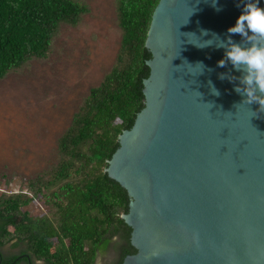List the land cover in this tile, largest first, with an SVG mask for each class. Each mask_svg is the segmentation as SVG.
Returning <instances> with one entry per match:
<instances>
[{"label": "water", "instance_id": "water-1", "mask_svg": "<svg viewBox=\"0 0 264 264\" xmlns=\"http://www.w3.org/2000/svg\"><path fill=\"white\" fill-rule=\"evenodd\" d=\"M237 3L154 7L143 107L104 169L129 198L121 218L136 251L120 264H264V111L241 103L238 81L219 78L240 73L218 67L224 50L212 36L225 39Z\"/></svg>", "mask_w": 264, "mask_h": 264}, {"label": "trees", "instance_id": "trees-1", "mask_svg": "<svg viewBox=\"0 0 264 264\" xmlns=\"http://www.w3.org/2000/svg\"><path fill=\"white\" fill-rule=\"evenodd\" d=\"M157 2L117 0L121 39L111 68L89 88L58 137L56 164L24 179L54 209V220L23 209L32 201L24 192L0 193V264H93L108 245L116 253L110 264H120L136 251L121 218L127 191L104 169L118 135L143 107L151 57L145 39ZM88 11L79 0H0V79L32 58H46L59 26L76 25ZM8 243L22 248L5 254Z\"/></svg>", "mask_w": 264, "mask_h": 264}, {"label": "rangeland", "instance_id": "rangeland-1", "mask_svg": "<svg viewBox=\"0 0 264 264\" xmlns=\"http://www.w3.org/2000/svg\"><path fill=\"white\" fill-rule=\"evenodd\" d=\"M79 1L89 11L76 25L59 26L46 58H32L0 79V193L24 192L32 201L23 209L50 220L54 209L24 179L56 164L58 137L89 88L111 68L121 39L117 0ZM19 247L8 243L2 251L12 254ZM115 254L108 245L93 264H108Z\"/></svg>", "mask_w": 264, "mask_h": 264}, {"label": "clouds", "instance_id": "clouds-1", "mask_svg": "<svg viewBox=\"0 0 264 264\" xmlns=\"http://www.w3.org/2000/svg\"><path fill=\"white\" fill-rule=\"evenodd\" d=\"M210 2L216 11L221 10L217 7V0ZM237 7L240 8V13L235 23L228 27L225 39H221L216 33H212V36L218 41L216 46L224 50L223 58L217 62L218 67L230 64L240 75L236 77L230 73H220L219 78L238 81L234 90L242 97L241 103H256L259 110L264 111V7H261V0H238ZM201 32L208 34L207 30L202 29ZM234 35H239L240 40H234ZM204 46L206 45L198 47ZM197 65L201 66L202 72L204 65ZM209 84L211 85V81ZM211 91L214 95H220L214 86Z\"/></svg>", "mask_w": 264, "mask_h": 264}]
</instances>
